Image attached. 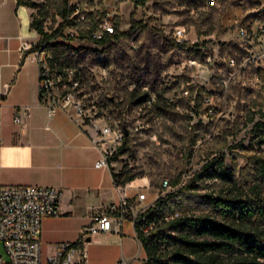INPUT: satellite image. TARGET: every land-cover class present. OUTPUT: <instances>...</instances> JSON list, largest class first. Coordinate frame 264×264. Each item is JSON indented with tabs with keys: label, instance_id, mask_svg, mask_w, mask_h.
I'll list each match as a JSON object with an SVG mask.
<instances>
[{
	"label": "rangeland",
	"instance_id": "obj_1",
	"mask_svg": "<svg viewBox=\"0 0 264 264\" xmlns=\"http://www.w3.org/2000/svg\"><path fill=\"white\" fill-rule=\"evenodd\" d=\"M31 2L32 15L47 16L45 29H55L60 22L55 0ZM260 2L264 0H148L135 7L133 0H83L80 11L87 23L65 28L53 41L67 65L96 64V115L111 114L127 129L120 146L124 153L111 160L117 170L115 180L133 176V184L146 182L141 192L146 194L147 207L152 199L148 190L157 197L176 190L172 180L178 179L179 186L188 183L217 154L234 170L238 188L247 190L256 182L264 192V171L260 170L264 125L258 123L264 122V86H234L225 97L215 93L208 104L193 103L183 95L179 82L191 77L182 69L183 56L182 60L176 56L187 51L175 48L172 35L175 28L183 27L191 39L204 40L211 34L230 39L235 19ZM106 17L115 18L124 35L99 45L90 32ZM134 34L137 50L129 48L128 38ZM103 67L110 70L107 78L98 69ZM130 82L135 88L129 87ZM144 88L154 100L135 103L144 96ZM166 180L169 187L164 186ZM132 181L120 185L126 187ZM224 186L215 180L199 183L184 196L187 207L196 213L205 211L207 194Z\"/></svg>",
	"mask_w": 264,
	"mask_h": 264
},
{
	"label": "built area",
	"instance_id": "obj_2",
	"mask_svg": "<svg viewBox=\"0 0 264 264\" xmlns=\"http://www.w3.org/2000/svg\"><path fill=\"white\" fill-rule=\"evenodd\" d=\"M81 2L69 0L68 3L74 8L68 17L74 28L87 23V18L80 11ZM233 25L230 39H220L212 34L204 40L191 39L183 27L175 28L172 33L173 42L185 44L184 47L175 48L187 53L182 55L178 51L176 56L180 59L183 56L182 69L191 77L179 82L181 92L190 97L193 103L199 101L208 104L213 101L215 93H223L225 97L234 86L242 89L264 86V2L240 15ZM117 30L120 31L115 18H101L90 32V37L94 41L99 40L117 34ZM136 34L128 38L131 50L139 48L135 42ZM20 52H27L28 57L38 65L40 102L48 109L49 115L62 109L72 114L82 128H89L99 151L96 167L110 168L111 158L122 145L127 129L111 114L102 117L96 115V64L67 65L56 58L45 44L39 45L38 41L34 44L22 42ZM98 69L105 78L108 77V68ZM128 85L131 89L135 88L131 82ZM144 93L147 95L145 102L151 104L154 97L146 88ZM27 111L26 107L18 108L14 122L21 124L22 115ZM209 113L213 114L214 110L210 108ZM164 186L169 187L167 180ZM62 195V190L49 186H0V244L3 247L0 264H88L85 244L91 235L117 232L129 217L135 225L140 224L144 233L154 225L145 223L147 197L140 192L131 205L122 199L96 215L92 223L82 230L77 242L60 243L43 263L41 222L44 217L60 214ZM142 264H147L146 257Z\"/></svg>",
	"mask_w": 264,
	"mask_h": 264
},
{
	"label": "crops",
	"instance_id": "obj_3",
	"mask_svg": "<svg viewBox=\"0 0 264 264\" xmlns=\"http://www.w3.org/2000/svg\"><path fill=\"white\" fill-rule=\"evenodd\" d=\"M32 12L17 0H0V186H49L62 190L60 214L41 222L43 263L60 243H75L96 215L125 199L131 205L146 182L116 184L113 161L98 168L94 134L72 114L49 115L39 97V68L22 42L39 40L31 27ZM26 107L21 124L16 110ZM140 190V191H139ZM152 204L157 198L151 190ZM151 193V194H150ZM88 264H142L146 257L136 225L127 218L119 231L98 232L87 239Z\"/></svg>",
	"mask_w": 264,
	"mask_h": 264
},
{
	"label": "trees",
	"instance_id": "obj_4",
	"mask_svg": "<svg viewBox=\"0 0 264 264\" xmlns=\"http://www.w3.org/2000/svg\"><path fill=\"white\" fill-rule=\"evenodd\" d=\"M147 1L134 0V6L144 5ZM68 3L69 0H55L54 12L60 22L51 32L44 27L47 16L32 15L31 21V27L39 36V45L45 44L63 63L62 52L53 41L65 28L73 27L68 17L74 8ZM17 4L33 5L31 0H17ZM122 35L124 32L117 30V34L107 35L95 43L103 45ZM173 44L176 47L185 45ZM146 98L144 94L133 101L141 103ZM258 123L264 125V122ZM122 153L124 150L120 147L111 160H116ZM260 170L264 171V166L261 165ZM114 177H117L116 173ZM133 179V176H127L116 184ZM209 180L220 181L225 186L217 193H208L207 209L196 213L187 207L184 196L199 183ZM179 184L178 179L172 180L171 186L177 189L158 196L147 208L145 223L154 224L150 230L144 233L140 224L136 225L147 264H264V192L258 183H253L247 190L238 188L234 170L228 169L217 154L208 159L188 183Z\"/></svg>",
	"mask_w": 264,
	"mask_h": 264
}]
</instances>
